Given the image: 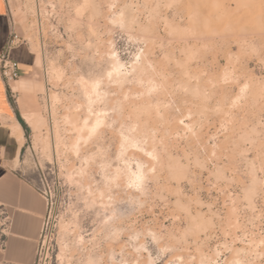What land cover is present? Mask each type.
Masks as SVG:
<instances>
[{"label":"rangeland","instance_id":"rangeland-1","mask_svg":"<svg viewBox=\"0 0 264 264\" xmlns=\"http://www.w3.org/2000/svg\"><path fill=\"white\" fill-rule=\"evenodd\" d=\"M6 3L35 264H264V0Z\"/></svg>","mask_w":264,"mask_h":264},{"label":"crops","instance_id":"crops-1","mask_svg":"<svg viewBox=\"0 0 264 264\" xmlns=\"http://www.w3.org/2000/svg\"><path fill=\"white\" fill-rule=\"evenodd\" d=\"M13 28L6 0H0V53L15 33ZM10 58L17 62L20 78L28 67V52L17 44L11 48ZM12 90L19 88L14 85ZM18 116L0 65V264H35L47 212L43 196L17 169L26 142Z\"/></svg>","mask_w":264,"mask_h":264},{"label":"built area","instance_id":"built-area-1","mask_svg":"<svg viewBox=\"0 0 264 264\" xmlns=\"http://www.w3.org/2000/svg\"><path fill=\"white\" fill-rule=\"evenodd\" d=\"M18 42V36L13 32L11 39L7 42L5 49L0 53L1 75L6 83H10L11 81H16L19 79L18 64L10 58V50L14 45H17ZM36 189L43 196L47 204L46 195L39 188L36 187Z\"/></svg>","mask_w":264,"mask_h":264},{"label":"bare ground","instance_id":"bare-ground-1","mask_svg":"<svg viewBox=\"0 0 264 264\" xmlns=\"http://www.w3.org/2000/svg\"><path fill=\"white\" fill-rule=\"evenodd\" d=\"M115 71V70H114ZM25 99V98H24ZM35 103V102H34ZM33 105V104H32ZM27 106V105H26ZM35 106V105H34ZM36 108V106H35ZM32 110V109H31ZM33 113V112H32ZM31 112L27 111L26 109H22L20 112V116L23 119V121L27 124V126L36 134L39 133V128H40V120L35 117L34 114ZM37 115V114H36ZM39 117V115H38ZM38 136V134H37Z\"/></svg>","mask_w":264,"mask_h":264},{"label":"trees","instance_id":"trees-1","mask_svg":"<svg viewBox=\"0 0 264 264\" xmlns=\"http://www.w3.org/2000/svg\"><path fill=\"white\" fill-rule=\"evenodd\" d=\"M18 121L20 122V124L22 125V127H23L25 130H27L26 125H25V123L23 122V120L20 118V116H18Z\"/></svg>","mask_w":264,"mask_h":264}]
</instances>
